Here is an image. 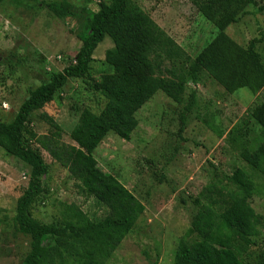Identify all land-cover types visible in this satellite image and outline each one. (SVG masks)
I'll use <instances>...</instances> for the list:
<instances>
[{"label": "rangeland", "instance_id": "374dc122", "mask_svg": "<svg viewBox=\"0 0 264 264\" xmlns=\"http://www.w3.org/2000/svg\"><path fill=\"white\" fill-rule=\"evenodd\" d=\"M132 1L192 59L217 34L190 0ZM103 2L108 0H6L0 5V122H11L32 90L48 83L51 74L62 72L76 58L84 10L97 12ZM50 3L68 4L77 18H57L46 7ZM262 9L264 0H256L226 34L243 48L255 41L264 60ZM114 55V45L107 37L94 53L90 77L69 80L54 101L32 117L36 137L57 132L51 119L60 127L62 141L74 145L70 135L82 110L100 115L108 104L91 85L113 73L107 59ZM193 93L194 106L189 111ZM263 101L264 92L253 95L241 89L228 95L207 78L198 86H186L181 104L157 92L136 114L139 126L130 142L110 134L101 143L94 152L99 167L146 208L107 264H173L179 241L199 210L195 200L205 202V195L214 187H231L229 178L237 169L245 170L255 181L257 189L249 203L264 218V179L241 159L258 140L259 130L250 117ZM246 125L256 133L233 140L230 133L245 130ZM25 140L38 148L31 134ZM41 153L49 171L43 179L46 194L32 207L34 219L42 224L61 221L66 207L74 205L91 221H103L108 210L79 195L68 171L48 153ZM30 174L27 165L0 149V220L4 221L0 224V264H23L30 253V236L12 228ZM254 241L256 246L246 247L247 264H264V230Z\"/></svg>", "mask_w": 264, "mask_h": 264}, {"label": "trees", "instance_id": "16d2710c", "mask_svg": "<svg viewBox=\"0 0 264 264\" xmlns=\"http://www.w3.org/2000/svg\"><path fill=\"white\" fill-rule=\"evenodd\" d=\"M190 1L217 30L196 59L132 0H108L100 3L97 12L84 10L76 58L62 72L51 74L48 83L32 90L11 122H0V149L31 169L12 221L15 232L31 238L30 253L23 264H107L113 257L146 208L117 178L102 171L94 152L110 134L130 142L139 126L136 114L157 92L181 104L186 86H198L207 78L228 95L241 89L253 95L264 92V60L255 49V41L243 48L226 34L256 0ZM4 2L0 0V5ZM46 7L57 18H77L66 3ZM107 37L114 45L115 55L107 59L113 73L91 85L108 100L105 110L100 115L82 110L70 135L74 145L62 141L61 129L51 119L57 132L36 137L32 117L51 104L69 80L90 77L94 53ZM190 99L189 111L195 93ZM250 118L259 130L258 140L241 159L264 179V101ZM245 128L232 131L233 140L256 133L254 128ZM27 134L38 148L26 142ZM42 151L68 171L79 195L108 210L103 221H91L74 205L66 207L61 221L42 224L34 219L32 207L46 194L43 179L49 171ZM229 184L231 187L211 189L205 202L195 200L199 210L179 241L173 264H247L246 247L256 246L254 239L264 230V218L249 203L257 185L243 169L233 173ZM49 240L55 244L48 245Z\"/></svg>", "mask_w": 264, "mask_h": 264}]
</instances>
